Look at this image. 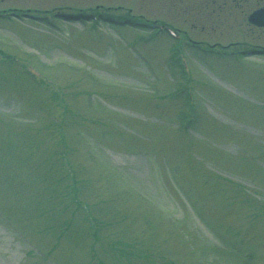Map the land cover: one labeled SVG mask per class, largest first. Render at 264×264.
Listing matches in <instances>:
<instances>
[{
	"label": "rangeland",
	"instance_id": "1",
	"mask_svg": "<svg viewBox=\"0 0 264 264\" xmlns=\"http://www.w3.org/2000/svg\"><path fill=\"white\" fill-rule=\"evenodd\" d=\"M261 6L0 0V264H264Z\"/></svg>",
	"mask_w": 264,
	"mask_h": 264
},
{
	"label": "water",
	"instance_id": "2",
	"mask_svg": "<svg viewBox=\"0 0 264 264\" xmlns=\"http://www.w3.org/2000/svg\"><path fill=\"white\" fill-rule=\"evenodd\" d=\"M249 21L258 25H264V8L253 12L249 18Z\"/></svg>",
	"mask_w": 264,
	"mask_h": 264
}]
</instances>
